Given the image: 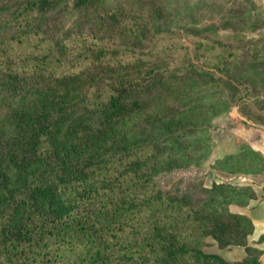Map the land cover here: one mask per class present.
Wrapping results in <instances>:
<instances>
[{
  "label": "trees",
  "instance_id": "trees-1",
  "mask_svg": "<svg viewBox=\"0 0 264 264\" xmlns=\"http://www.w3.org/2000/svg\"><path fill=\"white\" fill-rule=\"evenodd\" d=\"M141 18L120 0H0V264H260L229 208L249 186L214 181L194 201L155 175L206 155L200 125L264 86V43L230 61ZM249 155L217 167L246 171Z\"/></svg>",
  "mask_w": 264,
  "mask_h": 264
},
{
  "label": "rangeland",
  "instance_id": "rangeland-1",
  "mask_svg": "<svg viewBox=\"0 0 264 264\" xmlns=\"http://www.w3.org/2000/svg\"><path fill=\"white\" fill-rule=\"evenodd\" d=\"M140 1L133 0L129 4L128 0H120V5L132 9L136 14L137 12L142 14L141 21L149 29V37L151 35L153 38H158L164 33H179L185 43H191V37L196 36L208 45L215 44V48L226 47L224 53L233 52L228 57L230 61L244 57L246 49L251 48L250 45L257 42L259 45L264 43V0H155L166 8V12L161 13L162 17L153 13L152 0L149 3L144 0L139 5ZM164 23L167 24L166 27L163 26ZM155 24H160L162 27L152 26ZM186 31H188L187 35H183ZM114 40L117 41L118 37L115 36ZM167 59L162 65L168 63ZM244 92L240 91L243 96L238 102H229L227 109L212 115L209 122L200 125L206 131L204 134H198L204 136L209 143L206 155L201 157L196 153L186 166L161 171L155 175V181L161 188L174 192L190 190L193 200L201 201L207 197L201 188L211 186L214 181L264 183L262 163L258 164L261 174L257 178L250 175L242 177V180L237 178L239 177L237 175L233 179V175L227 170L217 167L218 158L223 157L224 161H228V158H224L225 155L235 153L243 144L244 138L249 140L251 131L259 132L248 128L249 126L264 128V86L252 87L247 96ZM236 157L238 159V154L234 159ZM237 159L231 161L232 164L238 162ZM207 248L221 250L214 241H210ZM226 252H231L234 258L238 257L236 248L226 249L225 254Z\"/></svg>",
  "mask_w": 264,
  "mask_h": 264
},
{
  "label": "crops",
  "instance_id": "crops-1",
  "mask_svg": "<svg viewBox=\"0 0 264 264\" xmlns=\"http://www.w3.org/2000/svg\"><path fill=\"white\" fill-rule=\"evenodd\" d=\"M248 128H253L255 130H259V132L251 131V139L244 138V142L242 145H246L250 147L254 152L258 154V156H251L249 155L248 158L245 157V161L248 162L252 160L253 163L248 165V170L239 169L237 171H229L231 175H237L241 180L244 176H253V178H257L259 176V163L262 161L264 162V128L260 127L257 128L256 125L249 126ZM264 164H262V167ZM250 168V170H249ZM229 184L237 185V186H249L252 189L254 197L249 199L247 203H236L231 204L229 206L230 209L235 210L237 212L243 213L247 215L253 224V230L248 235V241L250 245L257 250V260L260 264H264V183L257 184V183H242L241 181H233L228 180ZM238 257L237 259H242L246 256L244 251V247H237ZM230 250V249H227ZM235 250V248H234ZM225 253V250H224ZM225 256L233 260L235 259L231 252H226Z\"/></svg>",
  "mask_w": 264,
  "mask_h": 264
}]
</instances>
